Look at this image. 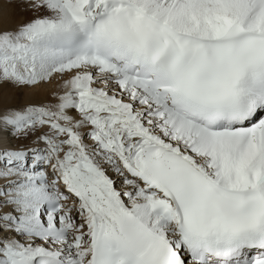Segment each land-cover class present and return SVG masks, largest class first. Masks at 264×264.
<instances>
[{
  "label": "snow or ice",
  "instance_id": "6c2138e0",
  "mask_svg": "<svg viewBox=\"0 0 264 264\" xmlns=\"http://www.w3.org/2000/svg\"><path fill=\"white\" fill-rule=\"evenodd\" d=\"M0 264H264V0H0Z\"/></svg>",
  "mask_w": 264,
  "mask_h": 264
},
{
  "label": "bare ground",
  "instance_id": "6f19581e",
  "mask_svg": "<svg viewBox=\"0 0 264 264\" xmlns=\"http://www.w3.org/2000/svg\"><path fill=\"white\" fill-rule=\"evenodd\" d=\"M22 15H23V14H22ZM25 18H26V17H25ZM17 19H18V17H17ZM18 20H19V19H18ZM41 98H42V95H36V96L33 97V100L38 101V100H40ZM19 99H20L21 101H23V100L25 99V96L23 95V93L20 94Z\"/></svg>",
  "mask_w": 264,
  "mask_h": 264
},
{
  "label": "rangeland",
  "instance_id": "374dc122",
  "mask_svg": "<svg viewBox=\"0 0 264 264\" xmlns=\"http://www.w3.org/2000/svg\"><path fill=\"white\" fill-rule=\"evenodd\" d=\"M27 15H28V13H24L23 15L18 16V19H23V18L27 17Z\"/></svg>",
  "mask_w": 264,
  "mask_h": 264
}]
</instances>
